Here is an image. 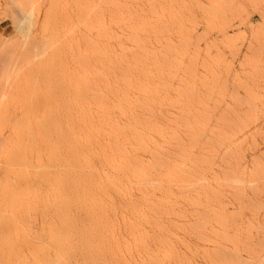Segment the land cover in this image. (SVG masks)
Here are the masks:
<instances>
[{"label":"rangeland","instance_id":"rangeland-1","mask_svg":"<svg viewBox=\"0 0 264 264\" xmlns=\"http://www.w3.org/2000/svg\"><path fill=\"white\" fill-rule=\"evenodd\" d=\"M124 8L133 10H126L131 11L126 14ZM136 9L140 17H147H143L146 22L151 21L149 24L157 22L159 16L162 23L167 22L163 26L159 20V28L155 24L157 31L165 25L168 28L164 29L166 33L162 30L165 34H155L160 40H155L157 37L151 31L156 30L152 25L143 28V18L137 21ZM130 14L136 17L132 15V22ZM112 16L119 19L117 22L123 20L119 18L122 16V22L135 24V29L136 23H142L143 32L134 26L135 31L126 30L128 23L123 26ZM110 18L114 24L109 22ZM104 24L111 27L113 34L119 33L120 37H115L121 39L122 48L127 45L125 48L136 50V54L137 42L134 45L133 41L127 42L130 39L127 36L129 33L133 40L140 31L141 39L137 37V40L142 43L148 37V41L144 40L145 46L138 47L154 51L139 50L138 54L144 51L151 62L154 56L168 61V73L162 75L156 71L152 80L158 88L162 82L159 90L167 101L162 110L173 117L170 127L185 140L186 124L191 126V132L204 135L202 139L210 136L212 141L217 140L209 142L208 150L197 147L194 152L207 157L203 164L192 167L203 175V180L205 177L196 188L200 197L190 193L192 198H199V203L185 199L175 185L170 188L176 202L164 213L163 220L175 234L171 247L184 260L168 261V264H264V0H0V120L39 118L46 104L76 103L85 109L93 104L95 94L103 88L100 62L105 67L108 65V69H116L119 65L115 61V66L113 59L119 52L116 58H120L123 51L111 30L112 35L107 34L113 40H106L109 35L104 39L107 31ZM144 29L153 35H147ZM103 44L108 51L114 46L116 54L109 55L114 66L107 61L108 53L115 51L104 52L107 48L103 49ZM158 51L159 55L163 52V57ZM163 83H167V89ZM0 126V137L6 138L8 127ZM3 161L2 158L1 165L5 164ZM132 195L140 196L137 190ZM115 200L122 203L117 196ZM25 223L14 224L12 218L0 213V264H39L38 257L32 255L37 250L31 234L34 223ZM119 229L126 236L122 223ZM196 230L203 232L202 239L195 235ZM128 255L133 264H139L137 251Z\"/></svg>","mask_w":264,"mask_h":264},{"label":"bare ground","instance_id":"bare-ground-1","mask_svg":"<svg viewBox=\"0 0 264 264\" xmlns=\"http://www.w3.org/2000/svg\"><path fill=\"white\" fill-rule=\"evenodd\" d=\"M128 8H124L125 11L132 9ZM118 11L119 15L125 13L120 14ZM128 11L126 14L131 12ZM110 12L108 14L112 13ZM135 12L138 13L137 9ZM119 15L115 16L118 18ZM132 15L130 14L129 21L133 18ZM135 15L138 17L136 18ZM135 15L133 16L137 21L145 17L144 15L140 17L139 13ZM159 17L157 22L161 18ZM113 18H110L109 22L114 19L116 22L119 20ZM119 18L124 20L122 16ZM145 18L142 21H145ZM122 21L120 23L123 26L127 25L126 30L132 29L133 26L135 29V24L125 21L128 25ZM148 21H145L146 24L143 22L144 25L141 23L143 28L146 25H152V28L156 30L151 31L154 35H159V32L160 34L166 33L168 28L166 25L164 28L163 26L167 22L162 23L160 20L159 23L163 25V29L160 27L161 30L157 31V22L149 24L151 21L149 23ZM141 24H138L140 26L138 28L136 23V29L143 32ZM157 26L159 28V25ZM109 27L104 26V30H107L103 36L104 39L107 35L113 34ZM121 28L120 32L124 31ZM145 31L148 32L144 29ZM138 33L135 32L136 40L133 36L135 34L131 33L133 34L132 40L128 33L127 37L131 41L129 39L127 42L133 41V45L137 42L134 50L138 48L141 51H150L151 48L146 47V50L141 48L148 37L146 36L147 38L142 39L140 43L137 40V37L141 39ZM146 34L150 36L151 33ZM117 35L120 37L117 33L114 38L120 41V38L115 37ZM123 37L126 36L123 34ZM156 37L153 36L154 39ZM165 37L162 39L167 41ZM110 39L113 40V36L106 40ZM158 39L157 37L155 40ZM119 41H114V43L117 42L116 44L119 43L120 46L121 41ZM104 43L108 44V42ZM104 45L103 49L110 47L111 44L105 45L106 47ZM125 47L122 48L121 43L120 49L122 48L123 51L119 60L116 57H119L120 52L117 55L115 48L113 49L115 52L108 53L109 65L116 66L117 63V66H121L120 69L119 66L118 70L114 67L108 69V65L105 67L103 61L100 62L102 63L103 88L100 87L99 96L98 93L95 94V102L89 104L86 109L76 103L71 106L46 104L40 110L42 116H37L39 118L32 119L29 116L31 119L24 117V120H21L22 118L16 119L15 117L4 122L0 120V125L8 127L7 137H0V160L3 158L5 163L1 165L0 162V213L12 218L14 224L22 221L34 223L31 234L37 250H33L32 255L38 257L39 264H133L127 254L129 253L128 256H130L136 251L139 254V264H168V261L184 260L171 247V238L175 234L163 220L164 213H168L171 205L176 202H173V192L170 188L175 185L182 191L181 195L185 199L187 198L194 204L199 203V198H192L190 193L199 195L196 188L203 184L205 177L203 180V175L192 167L203 164L207 155L204 158L202 154H195L197 155L195 157L194 152L197 147L201 151L203 148L208 150L209 142H214L215 138L212 141L213 137L211 139L206 135L207 138L202 139L201 136L204 135H199V137L191 132V126L186 124L184 127H187L188 135L185 140L179 135L180 133L170 127L169 122L173 117L170 118L162 110L167 105L166 96L161 95L159 90L162 82H158L160 83L159 88L155 87L153 82V74L156 71L162 75L168 71L166 70L169 69L168 61L154 56L151 62V59L148 60L150 56H146L144 51L140 52L144 53L145 57L138 54L139 50L137 51L140 57L136 54V50ZM112 49L110 48L109 51ZM105 50L109 52L108 48L104 49V52ZM113 53L116 57L112 56ZM151 53L147 52L153 55V52ZM104 55L107 59V54L104 53ZM109 55L115 58L114 63L117 61L114 65L111 64L113 62ZM159 56L163 57V52ZM163 85L166 88L167 83ZM209 160L208 162L211 161ZM134 190L139 192V198L132 195ZM116 196L121 199V204L116 202ZM203 204L205 205L204 202ZM180 213L179 211V215H182ZM120 223L124 225L126 236L119 233ZM197 225L199 229V224ZM195 233L198 238H203V232L196 230Z\"/></svg>","mask_w":264,"mask_h":264}]
</instances>
